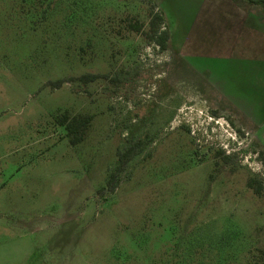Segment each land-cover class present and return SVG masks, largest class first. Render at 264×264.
Instances as JSON below:
<instances>
[{
  "label": "rangeland",
  "instance_id": "obj_1",
  "mask_svg": "<svg viewBox=\"0 0 264 264\" xmlns=\"http://www.w3.org/2000/svg\"><path fill=\"white\" fill-rule=\"evenodd\" d=\"M242 2L0 0V264H264L247 121L264 117V25ZM64 113L93 117L80 144Z\"/></svg>",
  "mask_w": 264,
  "mask_h": 264
},
{
  "label": "trees",
  "instance_id": "obj_2",
  "mask_svg": "<svg viewBox=\"0 0 264 264\" xmlns=\"http://www.w3.org/2000/svg\"><path fill=\"white\" fill-rule=\"evenodd\" d=\"M234 1H246L249 5H261L264 7V0H234ZM163 17L160 14H151L148 22V30L144 32L146 38L162 50L166 51L168 49V41L170 39L169 32L164 29L160 30L161 24H163ZM131 29L140 33L143 28V24L135 22L130 25ZM98 76L95 75H82L78 78H68L66 80L60 79L56 81H50L47 84L51 86L52 89H60L64 83H71L79 81L84 84H88L92 81H95ZM93 117L90 115H77L70 117L67 113H64L58 118V123L60 126L64 127L66 130V135L69 138V142L72 145L80 144L89 129V125ZM144 143L139 140L133 143L128 149L124 152L117 153L118 164L115 169L110 173L105 187L101 188L98 192L102 194L103 192L113 193L116 185V181L119 175L125 170L126 165L135 157L138 152H141L143 149ZM261 157H264L263 153H260ZM264 159V158H263ZM224 162H228V157H223ZM247 186L254 192L257 196L263 195V186L261 182L254 178H250L247 181Z\"/></svg>",
  "mask_w": 264,
  "mask_h": 264
},
{
  "label": "crops",
  "instance_id": "obj_3",
  "mask_svg": "<svg viewBox=\"0 0 264 264\" xmlns=\"http://www.w3.org/2000/svg\"><path fill=\"white\" fill-rule=\"evenodd\" d=\"M239 4L241 3H244L242 1H235ZM241 6V5H240ZM241 7H243V9L245 10L246 12V16L249 14L250 16H256L258 17L259 19H261V25H264V7L261 6V5H242ZM251 27V31H256L257 32V29L256 27H253V26H250ZM170 35V39L168 41V45L170 44L171 45V42H172V36H171V33H169ZM254 60H257V62H259V59H254ZM261 60V59H260ZM264 105V104H263ZM258 106V104H257ZM256 106V108H257ZM255 108V104L253 105L252 107V110H256ZM264 108V106H261L260 110H262ZM243 109V108H241ZM250 122V125L252 127L251 129V132H252V135L253 137L256 139V141L258 143H260L261 145L263 144L262 142H264V117L261 116V118H259V112H257V118L255 117H248V120ZM262 147H264L262 145Z\"/></svg>",
  "mask_w": 264,
  "mask_h": 264
}]
</instances>
